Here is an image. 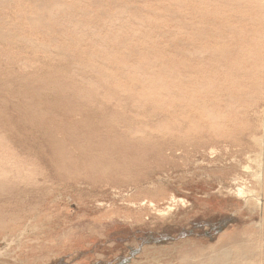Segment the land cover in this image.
<instances>
[{"label": "rangeland", "instance_id": "rangeland-1", "mask_svg": "<svg viewBox=\"0 0 264 264\" xmlns=\"http://www.w3.org/2000/svg\"><path fill=\"white\" fill-rule=\"evenodd\" d=\"M231 234L264 264V0H0V264Z\"/></svg>", "mask_w": 264, "mask_h": 264}, {"label": "bare ground", "instance_id": "bare-ground-1", "mask_svg": "<svg viewBox=\"0 0 264 264\" xmlns=\"http://www.w3.org/2000/svg\"><path fill=\"white\" fill-rule=\"evenodd\" d=\"M126 67V66H125ZM225 238L224 239H221L219 242H218V244H217V247L215 248V250L214 251H216V252H218V253H222L223 254V257L222 258H219V257H213V259L214 260H216V261H221L222 263H224V264H231V262H232V257H233V253H232V251H234V249L233 250H230V245H229V241H232V245L235 247V248H237V249H241L242 247L240 246L244 241L242 240V241H240L242 238H239V237H241L240 235H238V234H231V235H229V236H224ZM226 238H227V240H226ZM228 239H230V240H228ZM263 245H264V241H263ZM212 250V249H211ZM242 251H244V250H242ZM258 251V250H257ZM255 252L254 251V253L253 254H251L250 256H249V260H248V257H247V254L246 253H244V252H241L240 253V255H242L243 257H244V259L243 260H245V262H242L241 264H255V259L257 258L258 260L260 259V257H261V253H259V252ZM202 253H200V254H198V255H196L195 257H200V255H201ZM255 254H256V258H254V256H255ZM264 254V253H263ZM204 257H206V256H204ZM204 257H200L199 259L202 261V263H199V264H210V262H206L207 260V258H204ZM183 260V259H182ZM190 260V259H189ZM187 258H184V262L185 263H187V264H196L195 263V258L194 259H192L193 260V262L191 261V262H188L189 261ZM209 260H210V258H209ZM248 260V261H247ZM259 263L260 264H262V261H260L259 260ZM232 264H240V263H236V262H232Z\"/></svg>", "mask_w": 264, "mask_h": 264}]
</instances>
